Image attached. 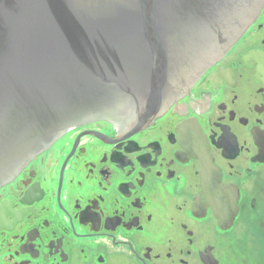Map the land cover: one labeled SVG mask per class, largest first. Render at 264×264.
Instances as JSON below:
<instances>
[{
    "label": "flooded vegetation",
    "instance_id": "af4514ba",
    "mask_svg": "<svg viewBox=\"0 0 264 264\" xmlns=\"http://www.w3.org/2000/svg\"><path fill=\"white\" fill-rule=\"evenodd\" d=\"M246 37L173 77L149 122L146 101L83 120L0 186V264H242L264 193V36L234 60Z\"/></svg>",
    "mask_w": 264,
    "mask_h": 264
},
{
    "label": "water",
    "instance_id": "95a60500",
    "mask_svg": "<svg viewBox=\"0 0 264 264\" xmlns=\"http://www.w3.org/2000/svg\"><path fill=\"white\" fill-rule=\"evenodd\" d=\"M262 10L264 0H0V186L83 120L145 101L152 120L171 79L195 66L194 81Z\"/></svg>",
    "mask_w": 264,
    "mask_h": 264
},
{
    "label": "rangeland",
    "instance_id": "374dc122",
    "mask_svg": "<svg viewBox=\"0 0 264 264\" xmlns=\"http://www.w3.org/2000/svg\"><path fill=\"white\" fill-rule=\"evenodd\" d=\"M259 23H262L263 27L261 31L254 33L257 31ZM260 36H264V14L262 16V21L258 20L255 27L252 28L245 38L246 40L237 48V51L233 53L234 60L240 59L242 52L252 48L255 40ZM260 196L262 197L261 211H258L254 218L249 217L247 225H242V228L239 230L243 235L241 241H238L241 248H239L240 253H242L243 256L242 264H258L257 259L259 258H257V256L262 259L261 264H264V193L262 194L261 192ZM249 237H252V240Z\"/></svg>",
    "mask_w": 264,
    "mask_h": 264
},
{
    "label": "bare ground",
    "instance_id": "6f19581e",
    "mask_svg": "<svg viewBox=\"0 0 264 264\" xmlns=\"http://www.w3.org/2000/svg\"><path fill=\"white\" fill-rule=\"evenodd\" d=\"M35 158V157H34Z\"/></svg>",
    "mask_w": 264,
    "mask_h": 264
}]
</instances>
